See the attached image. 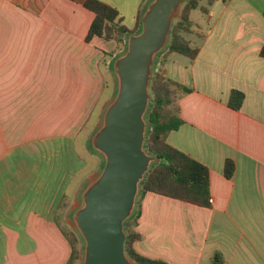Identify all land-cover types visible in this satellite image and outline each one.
Segmentation results:
<instances>
[{"label": "crops", "instance_id": "1", "mask_svg": "<svg viewBox=\"0 0 264 264\" xmlns=\"http://www.w3.org/2000/svg\"><path fill=\"white\" fill-rule=\"evenodd\" d=\"M84 1L0 0V264H68L72 254L58 209L78 199L92 172L85 139L123 52L116 40L86 41L95 14ZM102 1L130 30L145 3ZM201 6L207 12L191 11L186 35L196 57L173 52L157 62L180 87L183 123L167 141L209 168L213 201L146 192L133 246L169 264H264V0ZM233 90L244 93L239 109Z\"/></svg>", "mask_w": 264, "mask_h": 264}, {"label": "water", "instance_id": "2", "mask_svg": "<svg viewBox=\"0 0 264 264\" xmlns=\"http://www.w3.org/2000/svg\"><path fill=\"white\" fill-rule=\"evenodd\" d=\"M185 1L151 0L140 32L128 36L127 49L114 62L118 92L92 140L105 164L83 190V205L74 214L85 241L83 264H140L126 251L125 223L134 214L141 181L156 161L145 148L151 79Z\"/></svg>", "mask_w": 264, "mask_h": 264}, {"label": "trees", "instance_id": "3", "mask_svg": "<svg viewBox=\"0 0 264 264\" xmlns=\"http://www.w3.org/2000/svg\"><path fill=\"white\" fill-rule=\"evenodd\" d=\"M201 1L186 0L184 2L180 14L174 22L170 43L159 54L161 55L160 58L167 57L173 52L189 58L196 57L198 49L191 46L186 35L191 33L193 28V23L190 19L191 11L200 8L201 11L207 12V8L201 6ZM83 4L95 14L86 36V41H90L94 36L108 41L116 40L118 51H124L128 36L138 30L142 24L143 5L138 13L136 26L133 30H130L123 23V18L120 17L119 11L108 3L102 0H85ZM261 55L264 57V45L261 49ZM157 63L151 79L153 98L146 116L149 125L145 143L146 150L156 157V161L153 162L150 170L141 181V195L146 192H155L193 204L208 206L210 205L209 168L185 152L170 145L167 141L168 135L173 130L178 129L183 123L177 106L180 87L168 79L161 69L156 70ZM243 100L244 93L233 90L230 105L235 109H239L243 104ZM234 170L233 161L227 160L225 166L226 176L231 178ZM133 216L138 218L139 210L134 212ZM135 223L136 220L134 225ZM140 237V234L134 228L127 233L126 251L132 259L140 264H169L166 261L151 259L138 253L133 244ZM68 239L72 245V254L68 264H76L75 261L78 258L77 250L74 242L69 237Z\"/></svg>", "mask_w": 264, "mask_h": 264}, {"label": "rangeland", "instance_id": "4", "mask_svg": "<svg viewBox=\"0 0 264 264\" xmlns=\"http://www.w3.org/2000/svg\"><path fill=\"white\" fill-rule=\"evenodd\" d=\"M150 1L151 0H145V3H144L143 8H142V12L144 11V9L146 8L147 4ZM199 13L200 12H198V11L195 12L193 18L194 19L199 18ZM176 19H175V21H176ZM141 27L142 26H140L138 28V30H135L134 32L135 33L140 32ZM127 44H128V41H126V43L124 45L125 50L127 49ZM160 56L161 55L158 56L157 60L159 59ZM159 66H160V64L157 63L156 70L160 69ZM117 92H118V81L116 79L115 89H114L113 94L110 97L107 105L103 108L100 122L97 123V125H96V123L93 125L89 136L85 139V146L83 147L84 152H82V153L85 157L87 167L88 166L92 167V169H91L92 172H91V174H89L87 176V178L83 184V187H80L81 191L85 190V188L89 185L90 182L95 181V179L99 176V174L101 173V171L104 167L105 157L101 152H99L97 149L94 148L92 140H93V137H94L95 133L97 132V130L103 125L105 111L108 108V105L115 98ZM151 92H152V89H151ZM140 199H141V190H140V193L138 194V196L136 198V206L134 208L135 209L134 212H137V210H138ZM82 205H83V197L81 194V195H79L78 199L74 202H68V201L63 200L62 203H60V206L58 209V212L60 213L61 226H62L66 236L69 237L74 242L75 248L77 250L78 258L75 261L76 264H83L84 263V256H85V241H84L81 233L78 230L77 224L74 221V214ZM135 220H136V218L133 215L131 216L130 219H128V221L126 222V225H125L126 233H129L130 229L134 228Z\"/></svg>", "mask_w": 264, "mask_h": 264}, {"label": "built area", "instance_id": "5", "mask_svg": "<svg viewBox=\"0 0 264 264\" xmlns=\"http://www.w3.org/2000/svg\"><path fill=\"white\" fill-rule=\"evenodd\" d=\"M210 201H213V199L211 198Z\"/></svg>", "mask_w": 264, "mask_h": 264}]
</instances>
